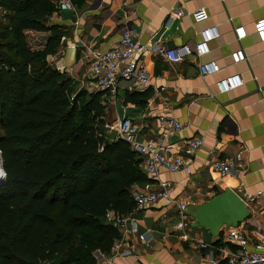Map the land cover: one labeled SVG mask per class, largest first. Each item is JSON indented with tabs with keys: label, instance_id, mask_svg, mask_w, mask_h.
Instances as JSON below:
<instances>
[{
	"label": "crops",
	"instance_id": "crops-1",
	"mask_svg": "<svg viewBox=\"0 0 264 264\" xmlns=\"http://www.w3.org/2000/svg\"><path fill=\"white\" fill-rule=\"evenodd\" d=\"M73 4L48 17V23L59 24L64 32L60 51L47 60L78 86L88 77L89 52L108 50L120 38L122 28L129 27L146 48L139 62L149 81L140 87L121 80L114 92H105L104 120L128 118L138 125L141 138L148 139L153 137L157 115H172L187 126L166 138L171 153L180 151L183 139L202 138L191 173L161 169L150 187L156 190L158 181H167L168 196L117 223L120 237L114 242L120 244L100 252L95 264H224L234 244L221 238L222 231L212 235L193 224L186 210V225L175 227L180 219L178 202L188 208L224 188L234 190L246 204L249 213L237 226L251 248L264 222V41L252 32L253 21L264 17V0H82ZM208 24H216L220 34L202 56L188 54L171 62L149 50L156 43L169 47L193 44L198 31ZM237 25L247 32L239 41L233 31ZM34 32L45 39L48 35L47 31ZM237 47L244 49L247 59L232 62L230 52ZM207 59H213L218 69L201 75L197 64ZM232 72L239 73L243 83L231 91L217 92L218 77ZM134 90L147 92L143 103L127 100ZM237 152L242 156L239 169L221 174L210 167L213 159ZM133 215L138 225L135 231L130 229ZM200 240L207 247H200Z\"/></svg>",
	"mask_w": 264,
	"mask_h": 264
},
{
	"label": "trees",
	"instance_id": "trees-1",
	"mask_svg": "<svg viewBox=\"0 0 264 264\" xmlns=\"http://www.w3.org/2000/svg\"><path fill=\"white\" fill-rule=\"evenodd\" d=\"M0 7V264H95L120 237L115 218L132 212L131 186L147 179L140 158L105 132V91L78 86L47 60L64 32L48 23L53 0ZM29 30L48 32L41 47L29 45Z\"/></svg>",
	"mask_w": 264,
	"mask_h": 264
},
{
	"label": "built area",
	"instance_id": "built-area-1",
	"mask_svg": "<svg viewBox=\"0 0 264 264\" xmlns=\"http://www.w3.org/2000/svg\"><path fill=\"white\" fill-rule=\"evenodd\" d=\"M56 9L64 10L73 8L72 0H53ZM4 10L0 7V15ZM234 38L239 41L246 36L247 32L243 25L233 28ZM252 32L260 41H264V17H258L253 21ZM219 29L216 24H208L198 31V39L193 44H181L178 46H165L162 44H152L149 50L163 56L171 62L183 59L185 55L195 54L202 56L209 52L210 42L219 36ZM146 50L143 43L135 36L129 27L121 30L120 38L114 42L108 50L89 52V73L86 81L81 87L89 91L114 92L121 80L129 81L134 85L143 87L149 81V75L142 62H139L140 55ZM232 62L247 59V55L242 47H237L230 52ZM201 75L214 74L218 67L213 59L200 61L197 64ZM253 78H255L253 76ZM243 83L239 73L232 72L218 77L215 82L216 91L219 93L228 92L236 89ZM155 131H151L153 137L142 139L138 125L128 118L116 117L113 120L105 121L103 127L105 132L115 138L126 140L130 147L140 158L139 166L147 179L141 184H133L130 194L135 202L131 213H140L145 206L153 204L160 197L168 196L167 181H158V189H151L152 179L158 177L161 169L168 172L185 171L191 173V164L194 155L202 144L201 137H189L182 140L180 151L171 153L170 145L165 142L166 138L175 132L182 131L187 123L177 119L172 115L161 113L156 117ZM210 167L221 174L234 171L242 167V156L240 152L231 157H218L210 162ZM260 193V192H258ZM185 202H178L177 208L180 219L175 223L177 229H182L188 221L185 214ZM133 215L130 229L137 230L136 217ZM127 215L116 217L115 222L123 221ZM135 218V219H134ZM221 238L234 247L227 250L224 264H264V222L262 228L251 248L243 229L240 226L222 225ZM119 241L114 242L118 247ZM198 245L202 248L207 247V243L200 240ZM213 262H217L213 260Z\"/></svg>",
	"mask_w": 264,
	"mask_h": 264
},
{
	"label": "water",
	"instance_id": "water-1",
	"mask_svg": "<svg viewBox=\"0 0 264 264\" xmlns=\"http://www.w3.org/2000/svg\"><path fill=\"white\" fill-rule=\"evenodd\" d=\"M0 168L4 172L1 165ZM4 179L5 175L0 179V184ZM185 210L193 218V224L207 229L212 235H216L222 225H237L249 213L244 200L230 188L221 189L210 199L191 204Z\"/></svg>",
	"mask_w": 264,
	"mask_h": 264
},
{
	"label": "rangeland",
	"instance_id": "rangeland-1",
	"mask_svg": "<svg viewBox=\"0 0 264 264\" xmlns=\"http://www.w3.org/2000/svg\"><path fill=\"white\" fill-rule=\"evenodd\" d=\"M26 39H27L29 45L32 48H37V47H39L38 45H40V44H42L44 42L45 36L43 34H38V33L34 32V31L33 32L32 31H27L26 32ZM0 165H1V162H0ZM108 217L110 219L111 218H114L111 213L108 214ZM115 224L117 225L116 222H115ZM113 246L114 245L112 244V247L111 248H113ZM98 254H100V251L96 252V256Z\"/></svg>",
	"mask_w": 264,
	"mask_h": 264
},
{
	"label": "clouds",
	"instance_id": "clouds-1",
	"mask_svg": "<svg viewBox=\"0 0 264 264\" xmlns=\"http://www.w3.org/2000/svg\"><path fill=\"white\" fill-rule=\"evenodd\" d=\"M4 172L2 170H0V177L4 176Z\"/></svg>",
	"mask_w": 264,
	"mask_h": 264
},
{
	"label": "bare ground",
	"instance_id": "bare-ground-1",
	"mask_svg": "<svg viewBox=\"0 0 264 264\" xmlns=\"http://www.w3.org/2000/svg\"><path fill=\"white\" fill-rule=\"evenodd\" d=\"M0 170H2L1 168H0ZM2 177H0V179H1Z\"/></svg>",
	"mask_w": 264,
	"mask_h": 264
}]
</instances>
